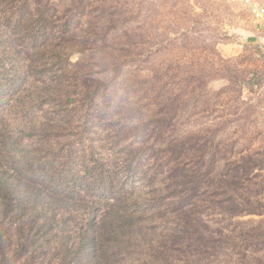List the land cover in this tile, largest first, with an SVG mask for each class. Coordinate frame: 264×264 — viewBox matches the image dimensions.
Listing matches in <instances>:
<instances>
[{"label": "rangeland", "instance_id": "1", "mask_svg": "<svg viewBox=\"0 0 264 264\" xmlns=\"http://www.w3.org/2000/svg\"><path fill=\"white\" fill-rule=\"evenodd\" d=\"M256 1L264 6V0ZM42 2L54 16L50 32L68 24L77 38L89 39L93 49L84 55L75 52L70 60L86 58L88 84L98 91L95 104L88 105L93 114L98 110L104 115L82 129L57 132L77 141L57 157L96 156L114 162L127 153L125 141L145 143L147 119L163 113L172 126L160 138L155 133L149 137L150 145L185 143L191 150L176 151L172 159L190 165L186 168L197 174L193 180L199 186L216 185L217 190L208 192L221 194L226 206L220 228L216 219L212 222L215 249L190 248L196 253L191 264H264V27L243 1ZM12 9L18 10L17 0H0V11ZM78 109L76 124L81 121ZM129 110L133 113L128 118L117 115ZM44 114L49 118L53 111L45 108ZM139 121H144L142 131L133 134ZM62 140L55 141L57 150ZM92 147L99 151L91 152ZM166 153L142 151L141 156L160 158ZM144 186L139 184L137 193L143 200L153 199ZM194 194L187 195L185 204L194 201ZM6 222L7 228L18 224L15 219ZM44 248L37 258L6 249L0 264H55L50 261L52 246Z\"/></svg>", "mask_w": 264, "mask_h": 264}, {"label": "trees", "instance_id": "2", "mask_svg": "<svg viewBox=\"0 0 264 264\" xmlns=\"http://www.w3.org/2000/svg\"><path fill=\"white\" fill-rule=\"evenodd\" d=\"M17 5L18 10L0 11L1 256L13 248L37 258L52 246L50 261L55 264H191L196 253L190 248L215 249L212 222L216 219L220 228L226 212L222 195L208 192L217 190L216 185L199 186L193 180L197 174L186 168L190 165L172 159L176 151L191 150L185 143L150 145L149 137L155 133L160 138L172 126L163 113L144 124L147 141H125L127 153L114 162L96 156L57 157L77 142L57 132L104 118L88 105L95 104L98 91L88 84L86 58L70 60L73 53L84 55L93 48L68 24L50 32L55 20L42 0H17ZM26 8L32 11L21 12ZM71 104L82 109L80 124L73 123L79 107ZM45 108L53 111L49 118ZM132 113L117 115L128 118ZM142 123L134 124L133 134L142 131ZM57 139L64 141L58 150ZM142 151L167 153L145 159ZM138 183L153 199L141 198ZM189 193L196 196L185 204ZM8 219L18 224L7 228Z\"/></svg>", "mask_w": 264, "mask_h": 264}, {"label": "built area", "instance_id": "3", "mask_svg": "<svg viewBox=\"0 0 264 264\" xmlns=\"http://www.w3.org/2000/svg\"><path fill=\"white\" fill-rule=\"evenodd\" d=\"M248 7L250 13L258 19L259 23L264 27V6L256 0H242Z\"/></svg>", "mask_w": 264, "mask_h": 264}]
</instances>
